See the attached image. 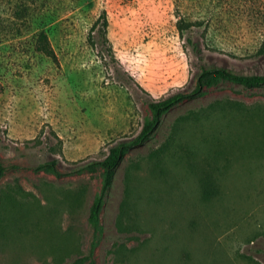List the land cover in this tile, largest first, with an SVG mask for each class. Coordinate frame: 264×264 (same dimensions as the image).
I'll use <instances>...</instances> for the list:
<instances>
[{
    "label": "rangeland",
    "instance_id": "obj_1",
    "mask_svg": "<svg viewBox=\"0 0 264 264\" xmlns=\"http://www.w3.org/2000/svg\"><path fill=\"white\" fill-rule=\"evenodd\" d=\"M204 65L264 75V0H0V203L18 199L0 208V264H264V87L220 79L168 113L99 230L100 166L34 170L103 161Z\"/></svg>",
    "mask_w": 264,
    "mask_h": 264
},
{
    "label": "trees",
    "instance_id": "obj_2",
    "mask_svg": "<svg viewBox=\"0 0 264 264\" xmlns=\"http://www.w3.org/2000/svg\"><path fill=\"white\" fill-rule=\"evenodd\" d=\"M36 49L53 60H56L57 58L53 48L51 47L48 36L44 32H42L38 37ZM208 76H210V78L205 81ZM220 79L236 83L249 89L264 87V75L246 76L237 74L228 69L204 65L201 68V72L197 78V84L194 90L176 93L158 102H149L148 107L150 109V115L145 118L140 134L129 141L112 147L108 156L103 161L90 162L83 164L70 172H62L58 168V161L53 159L51 161L39 163L34 167V170L36 172L51 173L59 179L65 175L67 176L73 173L93 171L96 166H100L104 171L103 186L101 193L95 198L93 205L91 206L88 219L91 227H93L95 230H99L101 212L103 210L106 198L114 185L117 171L124 161L126 155L131 150L142 147L150 142V140L156 136L163 124L164 117L168 113L190 100L202 97L204 95V88L206 86H212L213 84H216ZM7 170L8 167H6L3 159L0 156V179L5 176ZM2 202L8 203L7 205L12 207V211L15 212V205L17 204L18 199L13 193H6L2 199ZM2 202L0 203V208L3 205Z\"/></svg>",
    "mask_w": 264,
    "mask_h": 264
}]
</instances>
